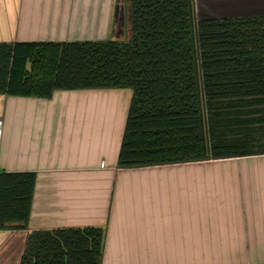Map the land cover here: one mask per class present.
Returning <instances> with one entry per match:
<instances>
[{"label":"crops","instance_id":"crops-1","mask_svg":"<svg viewBox=\"0 0 264 264\" xmlns=\"http://www.w3.org/2000/svg\"><path fill=\"white\" fill-rule=\"evenodd\" d=\"M120 1L0 0V41L113 38ZM194 2L201 18L264 14V0ZM131 97L0 94V170L36 172L27 227L0 228V264H19L34 229L86 226L104 231L100 264H264V153L120 167Z\"/></svg>","mask_w":264,"mask_h":264},{"label":"trees","instance_id":"trees-1","mask_svg":"<svg viewBox=\"0 0 264 264\" xmlns=\"http://www.w3.org/2000/svg\"><path fill=\"white\" fill-rule=\"evenodd\" d=\"M125 39L0 41V94L132 90L120 167L264 153V14L201 18L194 0H128ZM36 172L0 170V228H25ZM98 226L34 229L19 264H100Z\"/></svg>","mask_w":264,"mask_h":264},{"label":"rangeland","instance_id":"rangeland-1","mask_svg":"<svg viewBox=\"0 0 264 264\" xmlns=\"http://www.w3.org/2000/svg\"><path fill=\"white\" fill-rule=\"evenodd\" d=\"M121 4L125 3V6L127 7L126 13L124 16V22L128 24V27H115L114 29V37L117 39H125L129 35V17H128V0H121ZM126 26V25H125ZM92 40V39H90Z\"/></svg>","mask_w":264,"mask_h":264},{"label":"built area","instance_id":"built-area-1","mask_svg":"<svg viewBox=\"0 0 264 264\" xmlns=\"http://www.w3.org/2000/svg\"><path fill=\"white\" fill-rule=\"evenodd\" d=\"M3 124H4V121H3V118L0 116V136L3 132ZM103 161L101 162V165H103Z\"/></svg>","mask_w":264,"mask_h":264}]
</instances>
